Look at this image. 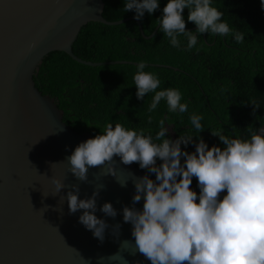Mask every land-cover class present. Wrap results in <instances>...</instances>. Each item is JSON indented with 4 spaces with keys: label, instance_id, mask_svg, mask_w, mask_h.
Listing matches in <instances>:
<instances>
[{
    "label": "clouds",
    "instance_id": "clouds-1",
    "mask_svg": "<svg viewBox=\"0 0 264 264\" xmlns=\"http://www.w3.org/2000/svg\"><path fill=\"white\" fill-rule=\"evenodd\" d=\"M159 7L158 0H125L124 12L134 11L133 18L141 20L145 13L151 15ZM261 8L264 9V0ZM185 9L187 20L195 25L194 32L186 30L182 15ZM222 17L223 13L212 6V0H168L157 21L159 31L173 48H180L183 36L187 40L184 50H191L200 34L205 33L233 34L237 43H243V33L234 32L227 22H222ZM146 66L144 62L136 65L133 77L136 98L141 100L154 93L149 112L161 101L169 112H187L188 104L181 103L180 91L157 90L161 81L144 71ZM251 105L253 112L260 108L255 101ZM189 119L196 133L204 130L202 116L193 114ZM164 125L161 120L160 130L153 138L145 135L143 129L138 133L119 123L114 127L107 124L102 134L79 143L66 157L67 172L87 182L89 168L106 166V175L115 177L113 158L119 157L124 165L137 163L141 169L155 174L153 180L147 174L136 177L131 173L135 188L132 203L143 199L142 210L122 208L123 221L132 226L133 253L138 251L151 264H264V127L257 131L249 128V139L229 138L220 129L210 130L223 147H209L199 135L195 141L193 135H180L175 140L165 138L168 129ZM189 144H194V152L182 149L181 145ZM193 178L199 194L191 188ZM52 183L57 194L65 188L64 182L55 177ZM118 183L127 186V182ZM69 187L71 190L60 200L63 203L67 200L70 214L83 210L78 222L102 242L109 225L94 213L103 186L96 187L86 199L78 198V185ZM100 211L112 218L117 215L108 202ZM119 228L120 224L113 226L116 231ZM110 259L123 260V257L116 254Z\"/></svg>",
    "mask_w": 264,
    "mask_h": 264
},
{
    "label": "water",
    "instance_id": "water-1",
    "mask_svg": "<svg viewBox=\"0 0 264 264\" xmlns=\"http://www.w3.org/2000/svg\"><path fill=\"white\" fill-rule=\"evenodd\" d=\"M102 6V0H0V264H151L138 251L133 253L132 226L122 214L124 206L142 210L143 199L132 203L131 173L144 174L134 164H122L119 157L113 158L115 177L106 175V166L89 168L87 182L68 173L66 157L93 137L67 126L57 99L41 94L33 84L42 57L54 50L88 66L138 64L92 62L72 53L71 43L88 21L116 25L132 19L142 38H150L159 26L157 22L144 35L132 16L105 19ZM260 127L264 120L255 131ZM52 177L65 184L59 194ZM118 181L127 186L121 187ZM74 184L79 186V199L91 197L96 187L103 186L94 213L109 225L102 242L78 222L83 210L70 214L67 200H60ZM105 202L116 209L115 218L100 211ZM116 224L119 231L113 229ZM116 254L123 260L110 259Z\"/></svg>",
    "mask_w": 264,
    "mask_h": 264
},
{
    "label": "trees",
    "instance_id": "trees-1",
    "mask_svg": "<svg viewBox=\"0 0 264 264\" xmlns=\"http://www.w3.org/2000/svg\"><path fill=\"white\" fill-rule=\"evenodd\" d=\"M167 2L158 0L160 7L138 20L144 35L152 31ZM102 3L101 15L107 20L135 15L134 11L124 12L125 0H102ZM212 6L223 13L222 22H227L234 32L243 33V43H237L233 34L205 33L200 34L191 50H184L187 40L183 36L180 48H173L159 26L150 38H142L132 19L116 25L88 21L71 43L73 54L92 62L127 60L177 68L147 65L144 71L160 79L157 90L180 91L181 103L188 104L183 114L169 112L164 101L149 112L154 93L141 100L136 98L133 77L137 68L132 64L88 66L54 50L42 57L33 84L41 94L57 99L61 120L67 126L91 137L102 134L105 125L114 127L119 123L138 133L143 129L145 135L154 138L160 130V121L164 120L168 129L165 138L172 140L180 135H193L195 141L199 135L209 147H223L210 134V130L216 129L229 138L249 139V128L255 131L264 120V9L261 0H212ZM187 14L185 9L182 15L186 30L194 32L195 28H190L195 25L187 20ZM252 101L260 106L255 112ZM193 114L203 117L204 130L199 134L190 123ZM181 147L190 153L195 151L194 144ZM133 164L155 180V174ZM191 188L199 194L195 178Z\"/></svg>",
    "mask_w": 264,
    "mask_h": 264
}]
</instances>
